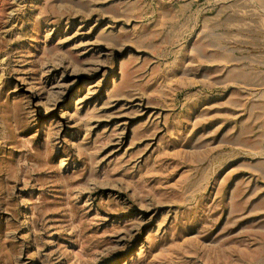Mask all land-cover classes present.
<instances>
[{"label":"rangeland","instance_id":"374dc122","mask_svg":"<svg viewBox=\"0 0 264 264\" xmlns=\"http://www.w3.org/2000/svg\"><path fill=\"white\" fill-rule=\"evenodd\" d=\"M0 264H264V0H0Z\"/></svg>","mask_w":264,"mask_h":264},{"label":"bare ground","instance_id":"6f19581e","mask_svg":"<svg viewBox=\"0 0 264 264\" xmlns=\"http://www.w3.org/2000/svg\"><path fill=\"white\" fill-rule=\"evenodd\" d=\"M64 91V90H63Z\"/></svg>","mask_w":264,"mask_h":264}]
</instances>
